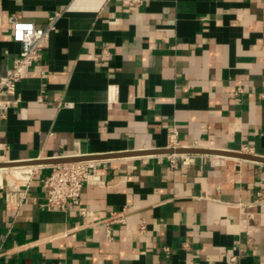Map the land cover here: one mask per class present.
<instances>
[{
    "label": "crops",
    "instance_id": "0c3cea01",
    "mask_svg": "<svg viewBox=\"0 0 264 264\" xmlns=\"http://www.w3.org/2000/svg\"><path fill=\"white\" fill-rule=\"evenodd\" d=\"M142 1L0 0V79L12 19L60 15L0 119L2 161L134 154L94 160L103 185L64 212L41 207L52 164L16 212L0 188V264H264V164L135 155L175 128L180 148L264 158V0Z\"/></svg>",
    "mask_w": 264,
    "mask_h": 264
},
{
    "label": "built area",
    "instance_id": "2783aa9c",
    "mask_svg": "<svg viewBox=\"0 0 264 264\" xmlns=\"http://www.w3.org/2000/svg\"><path fill=\"white\" fill-rule=\"evenodd\" d=\"M142 0H127L128 7L141 5ZM59 14L52 15L45 27H36L32 23L12 19L11 38L20 47V51L12 60L11 68L0 79V119L6 118L9 110L18 102L16 85L27 78L32 64L37 60L38 52L44 45ZM118 89L116 86H109L107 89L108 102L115 101ZM7 147L0 144V153ZM167 150L180 149L178 144V133L175 128L168 132ZM170 168L189 166L194 162V154H164ZM28 163V162H26ZM7 164L1 159L0 165ZM218 164V163H217ZM219 165V164H218ZM42 165H26L0 168V188L4 189L5 210L16 212L26 199L30 184ZM105 164L100 161H80L63 163L49 166L50 173L41 179L44 202L41 207L50 211L64 212L68 206H78L82 190L85 187H98L103 185L101 175ZM109 224L121 222L120 218L112 217ZM143 230V225H140ZM109 238V231L107 232ZM168 252L167 248L163 249ZM4 253L0 247V258ZM235 257L231 261H235ZM45 264V263H43Z\"/></svg>",
    "mask_w": 264,
    "mask_h": 264
},
{
    "label": "water",
    "instance_id": "95a60500",
    "mask_svg": "<svg viewBox=\"0 0 264 264\" xmlns=\"http://www.w3.org/2000/svg\"><path fill=\"white\" fill-rule=\"evenodd\" d=\"M172 153L217 155L221 157L236 158L240 160L264 164V158L255 157L253 155H248L244 153H236V152H228V151L204 150V149H194V148H180V149H175V150L163 149L159 151H147L145 153H137L135 155H160V154H172ZM129 156H134V154L126 153V154H119V155H104V156H98V157H76V158H67V159H57V160H52V161H33V162H28V163H7V164L0 165V168L18 166L19 164L56 165V164L71 163V162L105 160V159L121 158V157H129Z\"/></svg>",
    "mask_w": 264,
    "mask_h": 264
}]
</instances>
